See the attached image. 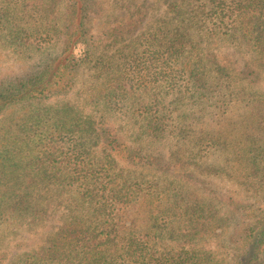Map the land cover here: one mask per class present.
<instances>
[{
	"label": "trees",
	"instance_id": "1",
	"mask_svg": "<svg viewBox=\"0 0 264 264\" xmlns=\"http://www.w3.org/2000/svg\"><path fill=\"white\" fill-rule=\"evenodd\" d=\"M61 3L0 0V42L63 45L42 67L0 79V113L70 92L87 64L100 79L91 99L105 109L149 95L136 100L142 141L129 146L99 124L106 113L98 118L73 103L29 114L30 134L20 137L38 148L35 173L0 190V221L50 214L31 189L44 182L37 175L46 166L64 170L49 182L73 195L60 229L18 264H222L204 243L226 231L230 202L244 207L234 195L242 190L253 200L230 246L234 264H264V0H129L127 17L104 13L100 0H68L64 22ZM98 16L105 27L95 33ZM167 139L175 146L170 162L152 151ZM118 154L149 171L123 166ZM186 161L197 172L190 179L207 188L186 184Z\"/></svg>",
	"mask_w": 264,
	"mask_h": 264
},
{
	"label": "rangeland",
	"instance_id": "2",
	"mask_svg": "<svg viewBox=\"0 0 264 264\" xmlns=\"http://www.w3.org/2000/svg\"><path fill=\"white\" fill-rule=\"evenodd\" d=\"M128 1L129 0H100L101 8L105 11L104 13L115 9L117 13L122 15V17L128 16L126 10V7H129ZM61 2L58 15L59 19L64 22L68 0H61ZM156 14H161V9H158ZM104 27L105 24L103 18L101 16L96 17L93 31L98 33ZM62 48V42L59 41H55L51 44H44L42 48H40V45L36 42L26 43L14 41L13 39H9L7 37L4 42H0V79L3 76L16 78L18 76L25 75L30 71L36 70L44 65V61L49 56L59 55L62 52ZM223 49L225 48L223 47ZM95 75H97L95 70L89 65L84 64L78 69L76 80L77 84L70 92L55 96L40 103H16L0 113L1 191L7 189V185L13 184L18 179H25V177L31 178V172L32 174L35 173L31 171V164L33 160H36L35 156L38 148L35 143L30 141L26 142L20 136H24L26 133L28 135L30 134V131L26 130V123H24L25 120H30L28 117L29 114L34 111L40 112L43 108H57L60 104L73 103L86 112H93L98 118L104 112L106 113L105 120L99 122V124L112 128L115 135L120 138L121 141H125V143L129 146H138L142 140L139 139L136 141V136L138 135L137 121L141 118L136 112L138 108L136 100L138 98L146 99L149 95L147 93H137L136 95L130 97L129 101H127L126 105L122 108L116 110L105 109L101 101L94 98L91 99V94L95 92L94 87L99 88L98 85L100 79H95L93 77ZM262 89L264 90V78L262 79ZM144 94H147V96ZM167 100L170 106L174 105L172 104L174 101L173 96L169 97ZM55 110L56 109H51L49 110L50 113L47 111V114L51 115L55 112ZM173 143L174 140L172 139L155 142L152 144V151H165L167 156L166 158L168 160L167 162H170L172 159V156L169 157V155H171L170 152L175 150ZM141 144L148 145L147 140L143 141ZM183 147L184 145L181 147V150ZM126 156L127 154H125V156L118 154V158L123 166L134 171L138 169L141 173L142 170L146 173L149 171V169L147 167H143V165H135L133 161L127 159ZM186 165L187 169H181L179 171L180 173L183 171V178L186 184L191 185L193 190H196L194 188L202 187L204 182H197L194 179H190L188 174L191 172L196 174L197 172H194L195 170H191V165H188V163ZM44 171L48 174V177H44L45 173L37 175V179L43 180L44 182L36 187H32L31 189L34 198H37L41 204L49 206L50 214L45 218L37 220H33L29 217L23 219L22 221H0V256L2 254H5L6 256L2 264H18V257L21 253L26 250L30 251L40 248L60 229L67 214L69 213L71 205L69 204V201L72 200L73 192L70 191L68 187L67 191L60 188L57 192L56 186L49 182V178L54 180L57 175L62 176V174H65L64 170L46 166ZM162 171L164 170H157V172ZM43 177L45 179H43ZM215 180L216 179H214V181ZM217 182L225 187H233L232 182H228L225 179H218ZM50 185L51 187H48ZM204 187L207 188L208 186L204 185ZM224 195L225 197L227 195L225 190ZM234 195H238L237 202H243L244 207L239 208L236 204L230 202L225 208L228 217L226 231L220 236H212L209 241H205L204 243L208 248L215 250L218 257L222 259V264H234L236 251L230 248V246H232L233 243L237 244L238 235L242 233L243 227L246 224V216L249 214L250 206L248 205V202L253 200L252 198L247 197V193L243 190L242 193H234ZM261 196L263 199H261ZM261 196H259V200L264 203V195L261 194ZM235 209H237V211L236 213H233V210ZM139 218L142 219V215H140Z\"/></svg>",
	"mask_w": 264,
	"mask_h": 264
}]
</instances>
